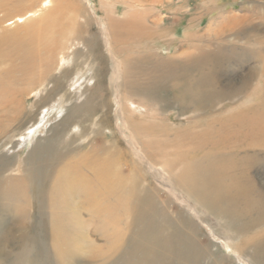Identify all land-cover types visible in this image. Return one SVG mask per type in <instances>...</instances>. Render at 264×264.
Masks as SVG:
<instances>
[{"label":"rangeland","instance_id":"374dc122","mask_svg":"<svg viewBox=\"0 0 264 264\" xmlns=\"http://www.w3.org/2000/svg\"><path fill=\"white\" fill-rule=\"evenodd\" d=\"M46 1H50V7L45 5ZM66 2L74 9V14L79 15V27L71 32L75 36L69 41L64 40V49L52 55L42 49L37 53L41 58L36 60L37 64L41 66L44 61L51 64L52 72L39 68L27 83L25 76L13 71L11 62L0 61V73L14 72L13 76L20 79L15 87L26 90L21 95L23 104H19L24 113L19 117L16 116L18 113L14 114L13 108L17 104L6 109L9 110L7 118L11 117L12 121L6 132L0 134V160H7L9 164L8 168L1 169L0 166V264H27L28 261L84 264L82 260L90 262L87 264H111L107 255L116 252L113 245L118 243L117 247L122 248L129 237L123 239L128 232L125 225L128 219L123 216L126 206L123 202H114L117 194L111 193L108 199L101 200L104 219L96 216L97 201H88V193L83 191L82 184L75 183V187L62 173L71 169L69 175L87 181L91 193L96 195L102 189L95 183L97 175L84 167L95 166L97 169L107 162L110 169L104 179L115 184L121 199L129 193L133 198L144 194L158 209L164 204L169 205L177 220H195L194 223L199 225L203 235L199 239L203 240L202 243L197 241L198 249L213 252L215 258L219 255L224 264H242L237 253L226 249L216 238L223 228L217 225L214 217L203 218L196 207V199L184 203L172 192L169 182L174 185L175 174L168 166L172 161V146L162 147V144H170L173 137L161 138L151 135L149 130L144 131L149 125L179 127L187 124L189 116L162 108L158 100L154 102L153 96L143 93L141 98L148 100V104H128L126 80L133 76L145 87L161 82L165 84L163 88L168 85L167 89L172 90L177 79H182L181 70L185 76L183 81H193L205 70H200L202 65L209 68L204 56L208 52L219 59L216 61L219 64H213L208 70L209 75L218 78L221 87L227 88L224 91H236L229 100L223 101L227 116L234 108H256L258 96L264 95V0H0V16L8 15L1 24V31L13 32L17 37L25 35V25L40 21L50 10ZM134 13L138 14L134 16L136 23L151 28L149 34L153 39L119 45L114 41L111 25L133 19ZM16 15H20L17 21L11 20ZM244 16L251 17L248 32H240L247 27L244 25L234 31L220 30L230 19L238 20ZM154 23H159V30ZM98 42L101 52L93 56L91 51ZM221 48L224 50L220 51ZM128 56H131L133 66L140 60L142 66H138L144 70L143 75L126 72L123 62ZM250 74L251 86L241 90L242 80ZM53 90L63 91L56 93ZM118 93L122 97L120 105L116 104ZM169 95L161 100L173 105L175 93ZM55 107L59 110L58 116L51 118L45 133L38 134L30 142H18L19 135L37 123L46 109L52 113ZM27 112L31 117H26ZM129 119L139 125L137 134L130 131ZM158 146L159 156L155 153ZM41 156L45 157L41 165L46 171L37 182L40 192L35 197L29 185L32 180L27 174L36 172L39 162L36 159ZM252 175L258 183L264 180V155L260 156ZM178 194L184 198L182 193ZM194 212L207 223L202 224ZM112 231L120 234L117 242L111 237ZM244 237L233 236L242 241ZM251 251L248 249L240 256H249Z\"/></svg>","mask_w":264,"mask_h":264},{"label":"bare ground","instance_id":"6f19581e","mask_svg":"<svg viewBox=\"0 0 264 264\" xmlns=\"http://www.w3.org/2000/svg\"><path fill=\"white\" fill-rule=\"evenodd\" d=\"M45 5L50 7V1H46ZM74 12V9L66 2L61 7L50 10L40 21H31L25 25L24 31H26V34L19 37L13 32L7 33L1 31V24L6 20L5 18L8 15L0 16V31L2 32L0 34V61L11 62L10 64H13L12 68L14 67L13 71L21 77L25 76L27 83L33 77L32 75H35L36 71L41 68L47 73L52 72L53 67L51 64H47L45 61L41 66L37 64L36 60H41V58L37 57V53L42 49L48 52V55H52L55 51L64 49L63 41H69L71 36H75L72 33L75 28L79 27V15L77 13L74 14ZM134 14L133 19L111 25V31L115 36L114 41L119 42V45L124 44L128 46V44L137 42V40L153 39V36L149 34V29L151 28L144 27L142 23H136L134 16L137 17L138 14ZM141 16H143V13ZM19 17L20 15L18 17L16 15L11 20L15 19L17 21ZM250 20L251 17L248 16H244L238 20L234 17L220 30L234 31L238 26L249 25ZM232 23L235 24V27H233ZM158 24L154 23V26L159 30ZM244 30L248 32V26L240 32ZM14 37L15 39L12 40ZM219 50L223 51L224 49L221 48ZM96 52H101L99 42L96 43L91 54L94 56ZM214 55L208 54V52L204 55L206 56L205 63H208L209 68H207V65H202L200 70H205H202L193 81L189 79L183 81L185 76L181 70L180 76L182 79H177L172 90L167 89L168 85H166V88H163L162 86H165V84L163 85L161 82H155L154 85L145 87L141 81L136 82L133 76H129L126 80L127 90H129L127 103L135 106L148 104V100L141 98L142 96L140 94L143 93L144 95L153 96L154 102L158 100L162 108L174 109L178 115L185 114L189 116L187 117V124H182L179 127L172 126L171 128L164 125H149L144 128V131L149 130L151 135H158L161 138L173 137L170 144H162V147L172 146V161L168 164L171 171L175 174L173 182L176 186L172 182H169L172 192L184 203L196 199V207L201 211L203 218L206 219L207 216L214 217L213 219L218 222L217 225L223 228H221L222 232H217L218 235H215L216 238L224 244L226 249L236 252L242 264H264V180L258 183L252 175L260 156L264 155V95L258 96L256 108L239 110L234 108L231 111L232 114L227 116L225 109L223 110L225 104H223V101L229 100L236 91L233 92V89L224 91L227 88L221 87L222 85L218 78L214 75L212 76V74L209 75L208 70L211 66L213 64L215 65V63L216 65L219 64L216 62L219 59ZM130 58L131 56H128L123 62V68L124 64L126 65V72L136 73V75L140 73L143 75L142 72L144 70L142 69V71L139 67L141 65L140 60L137 63L135 62L137 66H133ZM138 64L140 65L138 66ZM184 69L185 71L188 70L186 67ZM14 72L0 73V112L5 111H3L4 114L0 115V134L6 132L7 126L12 121L11 117L7 118L9 110L6 111V109L17 104L16 108L12 107L14 114L15 112L18 113L16 116L19 117L21 113H24L23 107L19 104H21L23 98L21 95L26 90L23 87H15L20 79L18 78L19 80H17L13 76ZM210 73L213 72L210 71ZM262 75L264 76V73ZM251 83L252 76L250 74L242 80L240 89H249ZM57 87L61 89L60 84ZM130 88H139V90H131ZM53 91L60 93L63 90ZM172 92L175 93L174 97L171 96L174 99L173 105L162 101L165 96H170L169 94H172ZM162 93H164V97ZM121 102V93H118L116 104L120 105ZM228 109L227 107L226 110ZM51 111L52 113L46 109L42 113L44 115L41 114V118H39L37 123L32 125L31 128H26L19 135L18 142H30L33 137L45 133V129L49 125L48 123L58 116L57 113L59 110L56 107ZM27 113L26 117H31V113ZM33 116L36 118L35 114ZM129 128L132 133L137 134L139 125L133 119H129ZM155 153L159 156V146ZM142 158L152 166L147 157L142 155ZM44 160L45 157L43 158L42 156L36 159V161H39L36 164V172L32 171L31 173L29 171V175L27 174L32 180L31 183L29 182V185L33 189L35 197L40 192L37 187V182L46 171L41 165ZM83 165L85 164L83 163ZM109 165L110 163L107 162L99 168L97 167V169L95 166H90V168L84 167L90 173L93 172L97 175L98 180L95 183L101 186L102 189L99 192L96 188V195L91 193L87 181L76 177L72 178V175H69L71 169L66 171L67 174L65 171L61 172L67 176V180L74 183V186L75 183L82 184L84 187L83 191L88 193V201L93 199L97 201L99 208L95 211L96 216L104 219L101 216V213H104V206L102 207L101 200L108 199V194H117L114 202L120 201L126 206V210L122 214L123 216H127L128 220L125 225L128 227V232H126L123 239L126 236L129 237L126 241L123 240L125 243L124 246L122 245V248H120L121 246L117 247L118 243L113 245V247H116V252H113V255H107L109 257L106 256L108 261H112L111 264H224V260L222 261L219 255H217L218 258H215L213 252L197 248V241L202 243L203 240L199 239V236L203 235L199 230V225L194 223L195 220L187 221L184 218L177 220L172 215V210H169L171 209L169 205L164 204V206L162 205L158 209L157 205L151 202L149 196L147 197L144 194L133 198L129 193L127 197L124 195L121 199L119 194L120 190L117 193L118 189H116L115 184L111 185L110 183L112 182L104 179V174L107 175L110 169ZM0 166L1 169L8 168V161L4 159L0 160ZM93 180L95 179L93 178ZM66 182L68 183V181ZM175 187H177L178 191H175ZM178 193H182L184 198ZM157 217H159V221ZM196 218L202 224L207 223L200 219L198 215ZM136 228L138 230L135 232L134 230ZM79 229L81 230V228ZM130 230H132L131 234L129 233ZM195 230L198 232L197 234H195ZM111 233V237L117 242L120 234H117L118 231H112ZM114 235L117 237H114ZM240 235L245 236L244 241L240 238H233V236ZM195 238L198 240H195ZM120 243L122 244V240ZM232 243L235 244L236 248ZM248 249H252V253L249 256H240V253H245ZM118 250L119 252H117ZM81 262L84 264L90 263L84 260ZM35 263V261H28L27 264Z\"/></svg>","mask_w":264,"mask_h":264}]
</instances>
